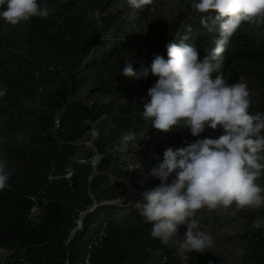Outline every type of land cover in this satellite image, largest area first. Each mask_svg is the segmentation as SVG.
<instances>
[{
    "label": "rangeland",
    "instance_id": "374dc122",
    "mask_svg": "<svg viewBox=\"0 0 264 264\" xmlns=\"http://www.w3.org/2000/svg\"><path fill=\"white\" fill-rule=\"evenodd\" d=\"M38 3L42 7L47 5L50 14L46 19L34 17L13 26L0 18V46L14 51L15 59L14 63L0 65V90L6 86L7 95L16 83L38 89V94L64 89L69 100L89 111L80 120L59 112L60 128L54 123L35 128L27 120L21 130L0 136V160L5 161L10 173L27 168L23 153L33 151L51 156L61 151L69 156L64 182L57 177L56 169L43 165L45 174L58 185L60 197L65 200L67 222L59 233L60 243L32 252L33 264H58L63 245L70 250L80 247L81 255L90 253L93 264H160L154 254L147 253L148 245L176 252L177 264H264V229L252 227L254 220H264V209L237 210L232 205L227 210H200L195 218L215 243L203 253H186L180 250L184 226L178 236L164 245L151 236V225L144 223L134 207L143 191L160 183L151 177L143 185L139 181L163 158L168 147H185V142L216 139L225 134L222 128H208L199 137L192 136L187 128L158 132L150 120L141 117L143 105L149 99L148 89L153 84L129 82L143 81V68H150L155 56L167 59V44L176 41L177 45L189 44L191 35L175 32L183 17L197 13L191 7L192 0H158L151 5L144 25L134 23L136 16L129 14L132 7L127 0H38ZM5 9L6 5L0 6V11ZM212 13H199V19L204 15L208 24L215 19L216 14ZM207 27L214 33L212 25L203 26ZM128 34L133 37L128 38ZM123 42H127L126 47ZM258 48L263 50L259 61L241 58V53H254ZM128 58L136 72L133 78L117 74ZM217 63L218 72L229 84L242 77L248 85L250 111H264V25L242 24ZM49 66L53 70L45 72L38 84L33 76L35 71ZM109 89H123L131 96L120 97ZM92 124L99 135L90 148ZM129 131L136 134L139 147L121 152V137ZM20 133L27 137L26 141L16 139ZM48 134L55 142L37 140V136ZM66 145L71 149L65 148ZM130 163H139L142 170H128ZM257 183L264 187V176ZM132 216L134 221L130 220ZM106 225L112 236L102 240L98 235L107 232Z\"/></svg>",
    "mask_w": 264,
    "mask_h": 264
},
{
    "label": "clouds",
    "instance_id": "9594fccd",
    "mask_svg": "<svg viewBox=\"0 0 264 264\" xmlns=\"http://www.w3.org/2000/svg\"><path fill=\"white\" fill-rule=\"evenodd\" d=\"M127 3L140 10L152 0ZM5 5L0 18L13 26L34 17L46 19L50 14L47 5L42 7L38 0H0V6ZM191 7L202 14L216 13L219 38L215 47L201 60L192 44H167L168 58L157 55L150 68H143L145 77L151 72L158 80L148 89L149 99L141 117L150 120L160 133L187 128L192 136L199 137L208 128H222L225 134L185 142V147H168L139 181L143 185L151 177L160 183L143 191L134 207L144 223L151 225L154 239L167 245L184 226L180 250L203 253L215 241L195 218L200 210H227L232 205L237 210L264 209V187L257 183L264 176V111H250L251 93L242 77L232 84L222 74L213 78L220 68L217 61L241 25H264V0H192ZM200 22L207 26L204 15ZM117 74L136 75L129 58ZM7 91L5 86L0 97ZM98 135L92 124L90 148ZM16 139L26 141L27 137L20 133ZM130 147H139L131 131L122 135L119 151L127 152ZM127 168L142 170L139 163H130ZM10 178L7 164L0 160V191L10 186ZM252 227L264 229V220H254Z\"/></svg>",
    "mask_w": 264,
    "mask_h": 264
},
{
    "label": "trees",
    "instance_id": "16d2710c",
    "mask_svg": "<svg viewBox=\"0 0 264 264\" xmlns=\"http://www.w3.org/2000/svg\"><path fill=\"white\" fill-rule=\"evenodd\" d=\"M157 1L152 0L151 4L144 6L140 10L132 8L129 14H135L134 23L144 25L150 16L151 5H156ZM200 21L198 12L187 15L183 17L180 24L176 27L177 32L175 33L177 35L180 31L182 35L184 33L191 35L189 44L198 49L199 58L202 60L214 48V41L219 38V24L215 22V19L207 24L209 27L212 25V27L216 28H213L214 33H212V30H208V27L207 29L203 28L204 25ZM126 36L131 39L133 34ZM127 42L129 43V41ZM127 42H123L122 45L126 47ZM262 55L263 50L258 48L254 53L246 52V55L241 53V58L249 62H257L262 58ZM13 56L14 51L0 46V65L14 63L13 60L15 59ZM223 66L225 64H222ZM217 74L221 73H213V78ZM133 77L135 76L131 78ZM157 80L158 77L150 72V75L144 77L143 81L130 79L129 82H134V84L143 82L154 85ZM10 83L12 84L13 82L10 81ZM12 85V92L0 99V136L21 130L27 120L33 123L32 127L44 128L54 123L55 117L59 112L63 111L66 117L80 120L84 119L85 112L89 111L84 105L79 104L76 106L77 102L73 103L72 100H69L67 97L68 92L64 89H55L47 93L38 94V89L27 88L21 83ZM109 90L115 91L116 95L119 93L120 97L131 96L130 92H125L123 89ZM37 140L41 143L55 142V139L49 134L45 136L39 135ZM65 148L71 149L68 145ZM41 154L33 151L23 153V157L28 162L27 168L12 172L9 181L10 186L0 191V245L12 244L27 247L30 256L35 250L47 247L49 244L60 243L59 233L67 222L65 200L60 197L58 185L53 184L45 174L43 165L56 169L58 172L57 177L64 182L66 181L64 168L65 164L69 162V156L61 151L51 156H43ZM32 197H36L37 204L42 208L39 221L29 218L30 210L35 204ZM141 199L142 196L139 195V200ZM133 218L135 217L132 216L130 220L134 221ZM138 218L136 219L137 221L140 220ZM85 226L87 227V223ZM106 231V238L111 237L112 232L107 225ZM59 252L60 261L58 264H82L84 255H81L82 249L80 247L70 250V247L63 245V250ZM90 264H93V258Z\"/></svg>",
    "mask_w": 264,
    "mask_h": 264
},
{
    "label": "built area",
    "instance_id": "2783aa9c",
    "mask_svg": "<svg viewBox=\"0 0 264 264\" xmlns=\"http://www.w3.org/2000/svg\"><path fill=\"white\" fill-rule=\"evenodd\" d=\"M53 70L52 67H45L44 69H37L34 73V80L39 84L43 79L45 72H50ZM54 124L56 128H60L61 118L59 116L55 117ZM72 186V183L70 184ZM35 204L32 206L29 214V218L34 221H39L41 219L42 208L37 204L36 197H32ZM104 240L107 236V232L101 231L98 235ZM147 253L154 254L158 259L160 264H177L179 260L178 254L174 251L165 252L161 248H156L152 245L146 246ZM91 263V254L86 252L83 256L82 264ZM0 264H33L32 258L28 252L27 247H20L18 245L12 244H1L0 245Z\"/></svg>",
    "mask_w": 264,
    "mask_h": 264
}]
</instances>
